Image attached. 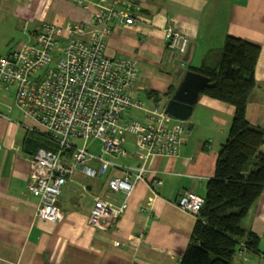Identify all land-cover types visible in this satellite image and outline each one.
<instances>
[{
  "label": "crops",
  "instance_id": "obj_1",
  "mask_svg": "<svg viewBox=\"0 0 264 264\" xmlns=\"http://www.w3.org/2000/svg\"><path fill=\"white\" fill-rule=\"evenodd\" d=\"M141 4L135 24H113L105 50L109 57L138 62L135 97L145 106L156 103L165 108L171 98L168 92L176 90L190 67H200L208 55L217 65L226 37H239L261 48L247 118L264 129V0H141ZM91 11L74 0H0V56L24 41H34L45 21L61 26L87 22ZM168 26L188 35L184 54L169 50ZM15 93V85L0 88V264H179L197 216L176 202L186 191L205 197L235 106L201 94L190 119L182 120L192 133L184 135L177 155H155L144 161L135 153V137L124 134L123 147L129 154L109 156L113 164L101 176L76 168L62 188L63 218L51 222L38 217L39 199L28 191L33 172L30 159L43 129L15 105ZM135 117L144 119L145 112L128 108L125 120ZM180 122L171 115L168 118L170 127ZM144 163L150 170L148 183H137L129 196L110 190L109 179L122 176L123 167ZM98 197L118 204L128 201L125 212L106 231L90 225ZM242 225L259 237V250L238 251L234 263L264 264V192Z\"/></svg>",
  "mask_w": 264,
  "mask_h": 264
},
{
  "label": "built area",
  "instance_id": "obj_2",
  "mask_svg": "<svg viewBox=\"0 0 264 264\" xmlns=\"http://www.w3.org/2000/svg\"><path fill=\"white\" fill-rule=\"evenodd\" d=\"M74 1L92 10L90 21L65 26L45 21L34 41H24L8 55L0 56V88L8 90L15 85V105L57 144V150L41 147L32 155L33 172L28 183V191L39 199L38 217L51 222L63 218L62 188L76 168L101 176L113 164L109 156L129 154L123 147L124 134L135 137V153L146 161L155 155H177L184 135L192 133L182 120L170 127V115L164 107L156 103L145 106L135 97L140 71L136 60L105 53L113 24H135L142 10L141 0ZM165 39L174 55L186 52L189 37L185 33L168 26ZM128 108L143 110L144 119L125 120ZM91 138L99 141V153L87 148ZM78 139L83 145L75 144ZM91 162H99V168L91 167ZM122 169V176L109 179L111 191L129 196L137 183H148L150 170L145 163ZM204 203L203 196L191 191L181 194L176 202L196 216ZM127 207V200L118 204L98 197L90 225L106 231Z\"/></svg>",
  "mask_w": 264,
  "mask_h": 264
},
{
  "label": "trees",
  "instance_id": "obj_3",
  "mask_svg": "<svg viewBox=\"0 0 264 264\" xmlns=\"http://www.w3.org/2000/svg\"><path fill=\"white\" fill-rule=\"evenodd\" d=\"M260 52L259 45L227 36L217 65L208 55L200 67H190L210 78L202 95L235 106V113L216 174L207 183L205 203L179 264H235L238 251L259 250V237L246 230L242 222L264 192V129L253 126L247 118L257 85L255 69ZM173 93L174 88L167 95ZM41 134L33 153L41 147L57 150V144Z\"/></svg>",
  "mask_w": 264,
  "mask_h": 264
},
{
  "label": "water",
  "instance_id": "obj_4",
  "mask_svg": "<svg viewBox=\"0 0 264 264\" xmlns=\"http://www.w3.org/2000/svg\"><path fill=\"white\" fill-rule=\"evenodd\" d=\"M209 82V77L196 71L188 70L168 101L165 107L166 112L176 119L189 120L204 87Z\"/></svg>",
  "mask_w": 264,
  "mask_h": 264
},
{
  "label": "rangeland",
  "instance_id": "obj_5",
  "mask_svg": "<svg viewBox=\"0 0 264 264\" xmlns=\"http://www.w3.org/2000/svg\"><path fill=\"white\" fill-rule=\"evenodd\" d=\"M92 139V138H91ZM90 139V140H91ZM94 140V139H93ZM84 141L83 140H76L75 141V144L77 145H83ZM88 145H89V148L93 151H97L98 152V149H100V146H99V143L97 141H88ZM246 250V249H245ZM244 250H241L240 252H243Z\"/></svg>",
  "mask_w": 264,
  "mask_h": 264
}]
</instances>
